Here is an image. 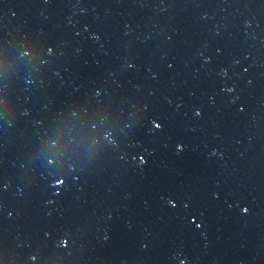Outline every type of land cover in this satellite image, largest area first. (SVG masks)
Wrapping results in <instances>:
<instances>
[{"label":"water","instance_id":"obj_1","mask_svg":"<svg viewBox=\"0 0 264 264\" xmlns=\"http://www.w3.org/2000/svg\"><path fill=\"white\" fill-rule=\"evenodd\" d=\"M0 264H264V0H0Z\"/></svg>","mask_w":264,"mask_h":264}]
</instances>
